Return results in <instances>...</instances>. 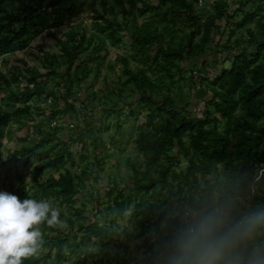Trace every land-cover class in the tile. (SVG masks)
<instances>
[{"label": "trees", "instance_id": "1", "mask_svg": "<svg viewBox=\"0 0 264 264\" xmlns=\"http://www.w3.org/2000/svg\"><path fill=\"white\" fill-rule=\"evenodd\" d=\"M198 1L92 2L99 33L63 42L52 29L78 16L84 0H0V56L25 50L43 32L58 48L49 54L39 47L35 66L24 62L9 77L0 72V157L10 125L37 119L36 136L18 139L21 146L0 163V264H264V6L246 12L259 0L232 9L215 0L204 16ZM108 45L124 51L109 67L119 66V85L136 95L122 102L145 121L133 139L141 163L127 161L128 193L129 185L113 179L95 194L85 186L93 168H79L71 150L79 134L71 130L85 117L75 107L89 75L82 67H101ZM214 51L227 62L217 73L208 64ZM198 90L208 95L201 108ZM48 99L63 109L39 105ZM64 112L70 133L58 124ZM81 191L95 203L90 217L87 203L77 207ZM129 209L135 249L145 258L125 250L114 262L96 260L93 248L108 253ZM168 246V260L159 263Z\"/></svg>", "mask_w": 264, "mask_h": 264}, {"label": "rangeland", "instance_id": "2", "mask_svg": "<svg viewBox=\"0 0 264 264\" xmlns=\"http://www.w3.org/2000/svg\"><path fill=\"white\" fill-rule=\"evenodd\" d=\"M84 1L85 3L83 4L82 10L78 14V16L70 20H64L63 24L59 28L52 29V32L56 34L57 38L61 41L67 42L70 39L78 38L84 31H86L87 37L90 33H99L98 28L94 27L92 24V13L89 8L92 2H94L95 6L97 7L99 0ZM202 1V7H196L201 12H205V0ZM104 35L105 33L103 34V36ZM39 47H41L42 51L49 54L58 53L56 40L48 37L45 32H43L39 36L33 38L25 50L18 51L14 54L1 55L0 72H2L6 77H9L15 71L16 67L22 68L24 62L27 63V65L30 67L35 66L37 63L36 55H40ZM108 50L109 55L104 61H102L103 64L101 67L96 66V61H88L87 67H82V69L87 68V70L89 71V75L83 81L85 89L80 88L78 90V96L80 100L79 102L75 103V107L79 109L81 111L80 113H83L85 117L81 118L80 115L77 117L80 130L76 128L74 130H71V133L75 135L79 134L78 139L80 141L74 142L71 145V150L76 155V160L79 168H93L91 171V178L86 181L85 186L87 191L95 192V194L98 188L100 189L104 187L108 180L113 179L116 180L119 184L123 183V187L129 185L126 189V192L128 193V188L130 187L131 183L130 180H127V176L131 174V170L128 167L127 161L132 160L136 164L141 163V158L137 157V150L133 143V139L135 138L136 127L144 123L145 121L142 115H129L130 107L126 103L122 102V99H125L129 103L130 100H132V97H136V95L133 96L132 91L129 89L131 88V86L119 85V81L125 79V76L121 77L119 66H117L115 70H112L109 67L110 63H113L116 57L124 54V51H122L121 49H113L109 45ZM224 54L225 53L221 55L218 52L214 51L213 53H211L212 56H210V58L208 57V64L210 65L209 67L214 68L213 71L215 73H217L222 68V65L225 62L223 61ZM137 66L138 63L133 61L130 62V67L133 70ZM71 74L75 76V72L71 71ZM78 75L81 74L79 73ZM19 82L21 84H25L23 80H20ZM1 84L2 81H0V85ZM52 84L53 83L49 81L50 87H52ZM121 89L123 90L122 95H120ZM5 93L6 91H1L0 98L4 96ZM194 97H197L199 99L198 108H201L203 106V102L207 100L208 95L205 94L202 90H198L194 92ZM51 101V104H48L46 101L38 103L39 105H42L43 108L50 106L51 108L55 109H57L58 107L61 110L63 109L62 101ZM83 105L86 106V108H83ZM191 105V108H196L194 100H192ZM60 116L62 119L58 122V124L64 123L66 132L70 133L67 127L72 122L67 117V112L61 113ZM36 121L37 119L30 122L31 124L29 126L21 128H19L17 124L10 125V134L7 135L2 142L3 148L1 152L2 156L0 157V163L9 158L10 154L16 151L21 146L22 143H20L18 139L36 136V131L32 126L36 123ZM117 127H119L120 129L118 130ZM82 141H85L84 143H86L87 146V157L85 160H82ZM111 142H117L119 144L112 145ZM26 144L27 143H25V145ZM94 157L98 158L95 160ZM98 161L102 163V170L101 167L98 166ZM73 170H75V168H72V171ZM225 178L226 176L222 175L219 177V180L223 183L226 180ZM221 190V186L215 187L213 198L215 202H217V198L221 194ZM76 198L77 207H80L82 204L87 203V212H85V215L90 217V211H93L95 203L88 202L89 200L84 191H81L79 195L76 196ZM40 207L50 209V206ZM131 212L132 210L129 209L125 213L124 218L117 221V231L118 233H120V236L116 241V244H111L109 246L110 248L106 255L103 254L102 249L98 247L93 248L95 252L100 254V256L96 258V260H107L114 262L116 255L115 253L118 252L120 256H123L125 250L127 254L130 255L129 257H135L138 262L145 258V255L142 253V251H138L135 249V245L136 243H138V241L135 240L132 236L133 222L130 221L129 218ZM243 214L246 215V212H244ZM97 219L99 221V218ZM251 220L252 217L249 218V221ZM99 222L101 223V220ZM231 231V234H233L235 230L232 229ZM122 232L124 233L122 234ZM191 243L192 245H196V238H191ZM202 247L204 248V245ZM169 248L170 246H168L166 251L159 256V263L168 260ZM214 252L215 249L211 251V254H213ZM195 258L198 259L199 255H195ZM71 261H73L72 258L69 262H64L61 264H69Z\"/></svg>", "mask_w": 264, "mask_h": 264}, {"label": "crops", "instance_id": "3", "mask_svg": "<svg viewBox=\"0 0 264 264\" xmlns=\"http://www.w3.org/2000/svg\"><path fill=\"white\" fill-rule=\"evenodd\" d=\"M215 1V0H205L204 4H206V11L204 12V16L208 15L209 12L211 11V7H210V4ZM242 0H228V3H229V6H230V9L232 8H235L239 5V3L241 2ZM236 2V3H235ZM203 3V1H202ZM258 6H264V1L260 2L257 1L255 4H250L248 5L246 8H245V11L246 12H251L253 9H255L256 7ZM264 15V14H263ZM241 16H235V18L233 19V21L231 22L232 24H236L239 20H240ZM223 25H224V22H223ZM250 27H252V25H250ZM59 108V107H58Z\"/></svg>", "mask_w": 264, "mask_h": 264}, {"label": "built area", "instance_id": "4", "mask_svg": "<svg viewBox=\"0 0 264 264\" xmlns=\"http://www.w3.org/2000/svg\"><path fill=\"white\" fill-rule=\"evenodd\" d=\"M201 5H202V0H199V1H198V6L200 7ZM46 102H47L48 104H51V103H52L50 99H48ZM68 102L70 103V101H68ZM190 232H192V230H190Z\"/></svg>", "mask_w": 264, "mask_h": 264}]
</instances>
